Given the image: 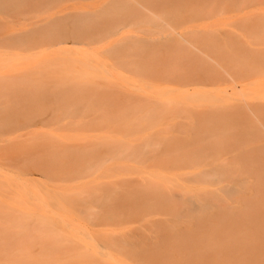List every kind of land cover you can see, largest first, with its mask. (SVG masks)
Returning a JSON list of instances; mask_svg holds the SVG:
<instances>
[{
  "label": "bare ground",
  "instance_id": "bare-ground-1",
  "mask_svg": "<svg viewBox=\"0 0 264 264\" xmlns=\"http://www.w3.org/2000/svg\"><path fill=\"white\" fill-rule=\"evenodd\" d=\"M246 1L252 0H0V47L5 52H0V85L8 83L6 88L13 82L31 85V89L22 90L16 86L6 89L3 84L4 88L0 87V91L4 93L0 94V264H222L220 259H214L217 253L213 251L216 250L213 245H222L225 236L221 233L220 242H209L208 227H232L244 219L248 220L247 213L254 210L251 201L240 202V212L238 211L237 215H233L230 210L227 212L226 206L221 208L223 211L213 208L214 211L208 212L204 209L209 204L202 203L198 196L202 190H194L189 186L188 177H175L167 171H161L159 167L155 169L156 166H128L117 162L118 157L135 156L127 147L130 146L129 139H124L123 136L111 134L95 137L90 141L96 146L93 150L85 146V143L82 144L80 141L83 139L77 135L66 136L59 133V125L54 129L51 125H46L49 123L47 122L46 130L27 128L31 129L35 121H47L42 118V114L47 111L55 113L56 105L62 99H68L67 104L56 107L59 112L65 114L60 113L59 117L57 112L52 115L53 121L50 119V123L53 122L51 124H59L61 120L65 124L66 121L65 130H87L92 119L94 127L97 126L98 130H156L154 112L162 108L163 99L151 84L141 89L145 95L143 92V96L138 93L143 98L147 97L146 102L153 103L152 109H145L144 102H135V96H131L134 100L130 104L126 102L128 108L120 103L122 108L117 105L120 110L116 107L118 112L111 117L108 114L110 118L107 119V115L104 116L105 111L101 112L102 104L98 106L100 109H96L100 110L98 113L94 111L97 104L93 101L96 105L91 108V113L92 100L91 105L87 104V110L86 107L83 109L82 105L89 99L81 103L80 98L76 100L71 96L77 94L70 92L71 95L66 96L63 90L60 93L63 95L58 97L61 89L54 88L52 90L56 91L53 93L50 88L46 90L35 87L36 84L46 85L44 80L51 78L47 76H56L61 80V84L62 81L84 84L91 74L98 76L97 66L103 64L99 63L102 60L98 59L99 61H92L89 65L85 58L95 56L99 51L114 57L123 54H130L127 55L129 57L145 54L146 63L152 64L155 62L154 56L179 51L180 41L189 43L190 46L193 43L195 46L192 45V48L197 49L198 54L203 53V61V56H196L201 61L200 64L206 63L210 69L213 67V74L217 78L227 79L228 76L235 93L241 78L240 92L244 87V78L238 71L239 68L243 69V64L233 60V53L246 51L253 55L257 49L250 46L260 44L264 29L252 27L245 32L241 25L231 27L232 24H228L226 28L221 29L214 26H224L226 24L223 22L228 20L235 22L232 12L228 15L227 9ZM254 16L264 17V11ZM186 18L211 20L217 22V25L209 24L201 28L202 30L199 28L185 31L190 35L187 39L192 40L189 42L191 40L188 41L179 32V22ZM184 50L191 52L192 49L187 47ZM184 50L178 52V55H182ZM193 53L192 51L190 56L188 55L189 59L184 56L185 53L183 57L188 60L194 57L193 60L197 62ZM150 59L152 61H149ZM208 59L214 61V66L207 63ZM249 60L253 64L260 63L256 56L247 59L248 62ZM200 64L198 62L197 65ZM228 64L233 69L229 68ZM194 65L197 66L196 63ZM88 66L97 69L93 70ZM125 66L122 70H127V65ZM151 66H147L149 68L146 69V74L148 69L152 70ZM227 69L234 70L235 74H228ZM130 70L125 71V74H133L135 69ZM106 71L108 70H105L104 74ZM136 73L133 74V79L135 76L142 88L143 79L150 78V74L144 76V73H137L136 76ZM27 76H34L36 80H29ZM212 78L210 77L211 80ZM16 79L19 81H13ZM203 82L202 80L205 85ZM47 91H50L51 96L54 94L55 101L49 100L52 99L49 95L47 96L50 98L44 96ZM125 91L127 97L133 95L129 90ZM116 92L121 95L124 93L118 90ZM34 95L38 98L33 97ZM68 95L74 100H70ZM20 96L23 100L26 99V102L15 99ZM3 98L5 100H1ZM46 100L48 104H45ZM49 101L55 102V106ZM50 104L53 110L49 107ZM78 105L82 110H87V113L95 114L82 115V119L81 114L77 113L78 107H74ZM44 106L49 110H42ZM30 109L34 112L31 113ZM35 111L41 114L37 115ZM236 111L241 114L239 116L244 117L243 119H253L252 124L248 120L247 123L244 121V125L239 126L240 130L251 129L257 122L264 132V105L241 106ZM66 113L70 114L71 118L66 120L64 117V120L63 114L67 116ZM225 114L230 117L234 113L230 111ZM87 115L95 118L91 119ZM87 118L89 120H84ZM214 121L230 126V122L223 116H216ZM49 126L51 127L48 129ZM21 130L24 132L20 133ZM260 148L263 152L258 150V153L254 154L256 157L259 153L264 157L263 146ZM94 151L99 154V159L106 157L108 164L92 160L93 154L96 153ZM245 157V160L250 161L248 155H244ZM258 159L260 158L255 159L257 164L237 162V173L252 175L249 189L254 193H264V160ZM192 169V166L182 168L187 171ZM201 173L202 171L192 172L187 176ZM215 173L212 175L213 182L221 184L222 179ZM129 174L135 176L131 177ZM90 177L92 179H88ZM243 182L246 183V178H243ZM194 184L197 188L204 187V178ZM208 190L213 192V189ZM234 190L236 187L232 184L223 185L218 189L231 202L234 199ZM214 195H217V192H214ZM88 202L94 206H85ZM152 212H159L157 214H162L166 219H148L147 216ZM132 218L136 219V226H126L123 223L124 220ZM92 221L96 222L91 224ZM179 224L186 225L184 232L177 231ZM195 225L197 229H194Z\"/></svg>",
  "mask_w": 264,
  "mask_h": 264
},
{
  "label": "rangeland",
  "instance_id": "rangeland-1",
  "mask_svg": "<svg viewBox=\"0 0 264 264\" xmlns=\"http://www.w3.org/2000/svg\"><path fill=\"white\" fill-rule=\"evenodd\" d=\"M243 4L234 5L232 8L227 9L228 11H226L228 13V15L232 12V14H231L232 19L233 20L236 19L235 22L231 23V21L228 20V21L223 22V24H226V25L214 26V28H216V29H221L222 27L226 28L228 24L229 25L232 24L231 27L241 25L242 29L245 32H247L252 27L264 29V17L254 16V14L261 12V11L262 12L264 11V0L246 1ZM240 17H241V19H238ZM202 20L203 19L198 20L196 18H193V19L186 18V19L180 20L179 32L185 36V37L184 36H182V37H184L185 39L189 38L187 36H190V35L187 34V32L185 33V31L192 30V29H198L199 30V28H200V30H202L205 25H209V24H216L217 25V22H214L211 20H204V21H202ZM181 31H183V32H181ZM183 39L179 38V40H183ZM187 40L189 41L191 39H187ZM180 42H181V48L179 49V51L170 52L168 54H163L160 56H154L153 59L155 60V62L151 58L154 62L152 64H150L148 62V60H147V62L149 64L146 63V60L144 59V57H146L145 54L144 55L142 54L139 56H132V57L127 56L130 54H127V55L123 54V55H120V56L117 55V57L116 56L114 57V55H112V54L110 55L107 53L108 54V56H107L106 53L99 51L101 53H99V52H97L98 54L95 53V56L93 55L94 57L88 56L85 58L86 60H88L87 62L89 65H91L90 62L97 61L98 59L102 60V61H99V60L98 61H99V63L103 62V64L102 65L98 64V66H97L98 69L95 67L88 66V67L92 68L93 70L97 69L98 70V76L91 74V76H88V78L86 79V82L84 84L77 85V84H71V83H67V82L64 83L63 81L61 84V82H60L61 80L56 78V76L55 77L47 76V77H51V78L44 80L45 82H47L46 85L41 86L39 84L38 85L36 84V86H35V87H37V86L41 87V88L46 89V90H49V88H50L51 92L53 91V93L56 90H52V89H54V88L55 89H57V88L61 89L59 93H58V91L56 92V94L58 93L59 96H58V94L57 95L55 94L58 97H60L64 93L66 94V96H67V94L71 95V93L77 94V95H71V96H74L73 98L76 100H77V98H80V100L79 99L78 100L81 101V103L85 99L86 100L89 99V101H87L88 103L87 102L85 104L83 103L84 105H86V106L82 105L83 109H84V107H86L85 109H87V106H88L87 104L91 105L90 100H92V103L94 101L97 104V105L95 104L97 106L95 108H94V106H95L94 103H93L92 107H90V105H89L90 110H91V108H94V111H97L99 108L98 106H100V104H102L101 112L105 111L104 116L106 117V115H107V117H106V119H107L109 117V115L111 117V115L114 116V113L116 111L118 112V109H119L118 106H120L122 108L120 103H122L123 105L125 104V106L127 105L126 108H128V103L130 104V102L133 101L134 99L136 100L135 102L138 101V103H140V101H141V103L144 102L145 104L144 105L142 104V105L145 106V109H152L153 103H150L149 101L146 102L147 97L145 96V98H143V97H141V95L139 96V93H138V92H140L142 94L143 91L141 89H143V87L144 88L149 87L151 84L154 87L155 91H157V90L159 91L160 96L162 97L161 99H163V101L161 102L163 105V106L161 105L162 108L160 110L156 109L154 112L155 113L154 118L156 120L155 121L156 130H98L97 126L94 127V125H95L93 122L94 119H92L95 117L94 116L93 117L88 116V115H87L88 117H90V118L92 117L91 118L92 120L90 119L91 120L90 126L88 127L87 130H65L66 127L64 128V125H66V121H64L65 124L63 123L62 120L59 124L58 123L57 124L56 123L51 124L53 122L50 123L51 120L53 121V118H54V116H52L53 114L55 115V113L58 112L59 117H60L61 112H59V109H56V107H62L63 104H67L68 99L63 100L62 98H61L62 100L56 105L55 109L53 108L56 111V112L54 111L55 113L51 114L50 112L47 111V112H44V114H42V116H44L42 118H45V120H47V121H44V119H43L44 122L43 121L42 122L35 121L34 125L31 126V124L33 123L32 122V123H30L31 129L29 127V128H27V130H46L47 126H45V124L47 122H49L50 124L47 123L46 125H51L54 129L59 125L58 129H61V130H58L59 133H64V134H66V136L77 135L79 138L83 139L82 141H80L82 144L85 143L84 144L85 146L92 148L93 150L95 149L96 146H94V143H90V141L94 140L95 137H101V136H106V135L110 136L111 134H114L118 137L123 136V137H125L124 139H129V145L130 146H127V147L133 151L132 152L133 154L135 153V156L134 157L121 156V157H118L117 162L126 164L128 166H137V164H142V165L147 166V167L152 166V168L154 166H156V167H154L155 169H157L159 167V169L161 171H164V172L167 171L175 177L180 176V177H183L185 179L188 177V181L190 182L189 186H192V188L194 190H198V189L202 190V192H200L198 194V196H199V199L202 203H208L209 204V206L206 209H204L208 212L214 211L213 208H217L218 210L223 211V210H221V208H224L226 206L227 212H229V210H230L233 215H237L240 212L239 208H238L240 205V202H242L244 200L251 201L252 202L251 205L254 206V210H252V211L250 210V213L249 212L247 213L248 220L244 219V221L239 222L238 225L237 224L235 226L232 225V227H229V226H225L224 228H218V227L212 228L211 226L208 227L209 228L208 232L210 234L209 242H211V243L220 242L221 241L220 234L221 233L224 234L225 237H223V238L225 241L222 243V245H213L214 248H216V250L221 249L219 251L218 250L216 251L214 249L213 251H215V253H217L216 255H214L216 257L214 259H220L222 261V264H264V208H263L264 207V193H254L253 191H251L249 189L250 181L252 180V178H251L252 175H248L247 173L240 175L237 173L238 163H242V162L246 161L245 163H242V164H246L247 162H248L247 165L257 164V163H255L256 162L255 159L257 160L258 157L260 158V159H258V161L264 160V157H261V156H263V155H261L262 153L261 154L259 153L258 154L259 156L257 155V157L255 156L258 153V150L261 149L260 152H263L262 148H260V147L263 146V150H264V145H263L264 144L263 143L264 142V138H263L264 132H263V128L261 130L260 124H258L257 122L254 123V125H253V127H251V129L240 130V127L242 125H244V121L247 123L246 120H248L252 124L253 119H243L244 117L239 116L241 114L236 111V109L238 107H241V106H247V105L250 106V105H255V104L259 105V106L264 105V33L260 36V41H259L260 44L250 46L251 48L257 49L254 53H252L253 55H249L246 51H242V53H238V54L233 53V60L236 59L238 61H241L243 64L242 65L243 69L239 68L238 72L240 75H242V78H244L242 80L244 87L241 88V90L239 92L240 83H241V80H240L241 78H239V81H238L239 87H238L237 93L233 92L232 86L230 85L231 79H229L228 76H226L228 81H226L227 79L226 78L224 79L223 77H221L222 79L219 77L217 78V76H214V74H213V69H212L213 67L210 69L206 63L200 64L201 61H203L205 59H204V56L202 55L203 53L198 54L199 51L196 49L198 51V53H197V51L195 49H193L194 47L192 48L193 43H191V46H190L189 43H186L184 41H180ZM189 42H192V40ZM194 44H196V43L194 42ZM184 46L186 48L190 47L192 49L191 52H190V50L188 52L192 53V51H193L195 59H197L196 58L197 54H198V56L200 55V57L203 56L202 57L203 59L201 61H199L198 60L199 58H198L197 62H196V60H193L194 59L193 55H192L193 59H191L192 57L190 58L191 60L195 61L196 65L198 64V62L200 65L195 66L194 65L195 63L193 61L191 62V60H188L190 53H188L186 50H184V49H186ZM193 46H195V45H193ZM183 50H184V52L181 53L182 55H178V52H181ZM0 52H4L1 49V47H0ZM184 53H185V55H184ZM183 55L188 57V59L183 57ZM252 56H256L257 58H259L260 63L253 64L250 60L248 62L247 59L252 57ZM177 57H178V59H177ZM151 59L149 61H152ZM208 62H209V64L211 63V65H213V63H214V61L212 59H210V60L208 59L207 63ZM84 63H85V61H84ZM112 65L115 69L112 67ZM125 65H127V70H130L131 68L133 70L135 69L136 71L134 70V73L135 72L144 73L143 74L144 76L145 75L148 76L150 74L148 76L150 78L145 77L143 79L144 82L147 81L148 83L143 82L142 83L143 85L141 88L140 87L141 83L139 84L138 80L135 79V76H134L135 80L133 79L134 73L133 74L131 73L130 75L128 73L125 74V71H127V70L126 69L122 70ZM100 66H101V68H100ZM103 66H105V67H103ZM108 66H110V68ZM147 66H151L152 70L148 69V71H150V73L147 71V74H146V69L149 68ZM128 67H130V69H128ZM228 67L232 68V67H230V64H228ZM108 68L111 69L110 71L113 72L115 75L113 73H111ZM125 68H126V66H125ZM204 68H206V69H204ZM105 70H108V71H106L107 73L105 72V74H104ZM115 70H117V71H115ZM207 70H208V72H207ZM99 71H100V73H99ZM130 71L133 72L132 70H130ZM151 71H153V73H151ZM226 72L228 74H235V71L230 70V69H227ZM137 73L135 74L136 76H137ZM250 73H251V75H250ZM223 74H225V73H223ZM198 75L200 78L198 77ZM118 76H120V77H118ZM138 76H139V74H138ZM141 76H142V74H141ZM212 76H214L215 78L213 79ZM33 77L27 76V79L30 78L29 80L33 79V81H34L35 78H33ZM93 77H96V78H93ZM100 77H102V78H100ZM121 77H122V79H120ZM128 77L133 79V80L128 79ZM210 77L215 82H213L210 79ZM103 78H106V79H103ZM196 78H198L199 80ZM206 79L207 80L209 79V81H206ZM215 79H219V80H215ZM202 80L204 81L203 83L205 85L202 84ZM221 80L222 81L225 80V81L222 83ZM13 81H19V80L16 79ZM132 81H133V83H132ZM185 81H186V83H185ZM235 81H237V80H235ZM0 82H2V81H0ZM125 82H126V84H128V85L131 84V85L128 86L125 84ZM196 82L197 83L199 82V84H197ZM13 83H9L10 85H8L7 88H6V86L8 83L5 85L3 83H1L0 87L1 88L5 87L6 89H9L11 86L12 87L16 86V87L20 88L21 90L22 89H28V88L31 89V85H25V84H29V83H22V84H21V82H15L16 84L15 83L13 84ZM109 83H111V84H109ZM180 83H181V85H180ZM192 83H193V85H192ZM217 83H219V84H217ZM2 84L4 85V87ZM19 84L21 86H24V88L21 87ZM209 84H211V85H209ZM28 86H30V87H28ZM33 87L34 86H32V88ZM123 88L125 90L126 89L129 90L130 92H133L132 93L133 95H131L129 93L130 97L128 96L129 97L128 98L126 96L128 94H126L125 90L123 91ZM137 88H138V90H137ZM68 89L71 91H69ZM131 89H133V90H131ZM63 90H65V91L63 92ZM106 90H108V91H106ZM116 90H118L119 92H122V93L124 92L125 93V94L123 93L124 96L121 95L120 93H117ZM135 90H136V92H135ZM49 92L50 91L45 92L44 96L49 95L50 97H52V99H49V100L55 101V99H53V98H55L54 94H52V96H51V93H49ZM61 92H63V94H60ZM0 94L3 95L4 93H2V91H0ZM36 94H39V93H36ZM116 94H118V95H116ZM143 94H144V92H143ZM143 94H142V96H143ZM2 95L0 97H2ZM18 95H20V94H18ZM44 96H43V98L45 99ZM49 96H47V98ZM131 96H135V98L133 99ZM20 97H15V99L18 101H22V102H24V100H25V102H26V99L23 100V97H21L22 99ZM33 97L38 98V96H36V95H34ZM68 98L70 99V96ZM119 98H121V99H119ZM130 98H131V100H130ZM136 98H138V99H136ZM11 99L14 100L13 97H11ZM71 99H72V97H71ZM74 99H72V100H74ZM1 100H5V99L3 98ZM142 100H144V101H142ZM127 101H128V103H126ZM40 102H42V101H40ZM40 102H38V103H40ZM51 102H53V101H51ZM54 103L55 102H53L52 105ZM70 103H71V101H70ZM75 103H78V102H75ZM75 103H74V105H75ZM81 103H80V105H81ZM45 104H48L47 100H46ZM35 105L36 104H34L33 106H35ZM42 105L43 104L41 103L40 106H42ZM72 105H73V103H72ZM80 105L74 106V107H78L77 111H79V112H77V113L81 114L80 116L83 119L84 118L83 116L86 114H89L90 112L87 113L88 109L85 111L82 110ZM50 106H51V104L49 105V107ZM54 106H55V104L53 105V107ZM68 106H70V104H68ZM125 106L123 108H125ZM116 107L118 108L117 110H116ZM45 108H46V106H44L42 108V110H44ZM79 108L82 110V112L80 111ZM47 109L48 108H46V110ZM229 110L234 113L230 117L225 114V113L230 112ZM99 111H97V112L99 113ZM33 112L34 111H32L31 113H33ZM101 112H100V114H101ZM37 113H39V112H36V114ZM62 113H64V112H62ZM91 113H92V110H91ZM91 113L89 115L95 114V112H94V114H91ZM39 114H41V112ZM64 114H63L64 120H65L64 117H66V120L68 118H71V116H69L70 114L68 115V113H66L67 116H64ZM79 114H77V117H79V119H81L80 116H78ZM57 116H58V114H57ZM87 116H85V118ZM216 116L225 117L230 122V126H224V123H222L220 121H214V118ZM40 118H41V116H40ZM74 118H76V117H74ZM250 118H251V116H250ZM84 120H89V118L84 119ZM36 122L38 124H36ZM91 122H93V124ZM61 123H63V124H61ZM39 125L40 126L42 125V126L40 127ZM54 125H56V126H54ZM51 126H49L48 129ZM257 130H260V131L258 132ZM255 131H257V133ZM22 132H24V130L20 131V133H22ZM259 138H260V140H259ZM84 139L87 141L85 142ZM106 147L109 148L110 146L106 145ZM94 152H96V153L93 154L92 160H97V162H104V164H108L106 161V157H102L99 159V154H97V151H94ZM244 155H248V158H250V159H248V158L247 159L250 161L245 160L247 156L244 158ZM253 156H255V157H253ZM110 160H113V159H110ZM252 160H253V162H252ZM140 162H142V163H140ZM188 166H192L193 169L190 171L182 170V168H184V167L186 168ZM169 167H171V168H169ZM152 168H150V169H152ZM28 171H30V170H28ZM200 171H202V173L199 175H194L192 177L187 176V175H191L192 172L196 173V172H200ZM184 172H186V173H184ZM214 172H216L215 174L217 175V177L222 179L221 184H216L215 182H213L212 175H214ZM35 173H36V171H35ZM129 176L133 177L135 175L129 174ZM229 177H231V178H229ZM202 178H204L205 185H204V187L201 186V187L197 188L195 186L194 182H197ZM243 178H246L247 184L243 182ZM88 179H92V177H90ZM239 180H241V181H239ZM237 181H239V183ZM226 184H232L236 187V190H234V193H233L234 199L232 202H231V200L228 199V197H226V195L224 193H221L220 191H218V189L220 187H222L223 185H226ZM209 188L213 189L212 193L210 190L207 191V189H209ZM214 192H217V195H214ZM85 206L93 207L94 204L88 202V203H86ZM228 206H230V207L228 208ZM217 209H216V211H217ZM208 212H205V213L210 214ZM157 213H159V212H152V214L147 216V218L151 219V220H154L156 218L166 219L165 216H162V214H157ZM195 214H198V213H195ZM95 222L96 221H92L91 224H94ZM135 222H136L135 218L129 219L127 221L126 220L123 221V223L126 224V226H131V227L137 225V223H135ZM86 223H89V222H86ZM185 228H186L185 224L184 225L179 224L176 229L178 232H184ZM195 228L197 229V226L194 227V229ZM196 231L197 230H195V232ZM199 232L200 231L198 230V233ZM209 247L211 248V246H209ZM211 253L214 254V252H211Z\"/></svg>",
  "mask_w": 264,
  "mask_h": 264
}]
</instances>
